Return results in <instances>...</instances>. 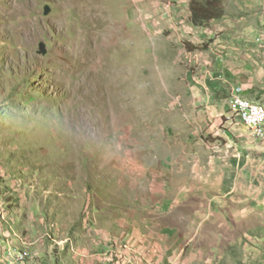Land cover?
Wrapping results in <instances>:
<instances>
[{"label": "rangeland", "instance_id": "374dc122", "mask_svg": "<svg viewBox=\"0 0 264 264\" xmlns=\"http://www.w3.org/2000/svg\"><path fill=\"white\" fill-rule=\"evenodd\" d=\"M189 3L0 0V264H264L214 172L263 160L230 94L264 104V0Z\"/></svg>", "mask_w": 264, "mask_h": 264}, {"label": "crops", "instance_id": "0c3cea01", "mask_svg": "<svg viewBox=\"0 0 264 264\" xmlns=\"http://www.w3.org/2000/svg\"><path fill=\"white\" fill-rule=\"evenodd\" d=\"M236 85H243V84L238 82L234 86ZM236 93H237V89L232 88L230 97ZM243 95L252 101L258 102L255 99L254 95L251 94L245 88V86H244ZM262 105L264 106V104ZM244 133L245 136H243L244 139L243 144L244 147H246V145H249L248 140L252 139L253 135L249 127L246 129ZM260 139H262L263 140L262 142H264V137ZM261 158H263L262 163L258 166L250 165L249 163L250 161L246 160L245 158H244L245 163L242 166H237L235 161H232V163L229 161L228 164L226 165L215 166L214 172L218 175L216 177V184H217L216 190L218 193L217 197H225V198L228 197L229 199H231V197H236L235 195L238 194L240 197L244 199L256 198L257 200H261V202H264V153H262ZM241 174L244 175V178L241 181H238V175ZM253 175H260L261 177H254ZM21 200H23V198ZM218 200H220V198ZM8 233L12 235L11 232ZM13 239L15 240V238Z\"/></svg>", "mask_w": 264, "mask_h": 264}, {"label": "trees", "instance_id": "16d2710c", "mask_svg": "<svg viewBox=\"0 0 264 264\" xmlns=\"http://www.w3.org/2000/svg\"><path fill=\"white\" fill-rule=\"evenodd\" d=\"M191 21L194 25H205L226 14L223 0H190Z\"/></svg>", "mask_w": 264, "mask_h": 264}, {"label": "built area", "instance_id": "2783aa9c", "mask_svg": "<svg viewBox=\"0 0 264 264\" xmlns=\"http://www.w3.org/2000/svg\"><path fill=\"white\" fill-rule=\"evenodd\" d=\"M233 88L237 89V99L236 102H242L244 105V112H236L235 111V103L234 108H230V110L234 111L235 114L239 116L241 121H248V124L251 126V131L254 136H264L262 134V126H264V117L258 111L250 110V99L246 98L243 95L244 86L236 85Z\"/></svg>", "mask_w": 264, "mask_h": 264}, {"label": "bare ground", "instance_id": "6f19581e", "mask_svg": "<svg viewBox=\"0 0 264 264\" xmlns=\"http://www.w3.org/2000/svg\"><path fill=\"white\" fill-rule=\"evenodd\" d=\"M236 99H237V93L236 94H233V98H232V102L235 103V107H236V112H244V105L242 102H236ZM251 103H250V110L251 111H258L260 112L263 117H264V106L258 102H255V101H252L250 100ZM244 124H246L250 130H251V126L248 124V121H242ZM262 129H263V126H262ZM263 134V132H262Z\"/></svg>", "mask_w": 264, "mask_h": 264}]
</instances>
